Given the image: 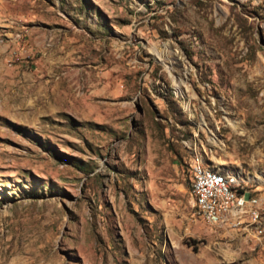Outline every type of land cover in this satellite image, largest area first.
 Here are the masks:
<instances>
[{"label": "rangeland", "instance_id": "374dc122", "mask_svg": "<svg viewBox=\"0 0 264 264\" xmlns=\"http://www.w3.org/2000/svg\"><path fill=\"white\" fill-rule=\"evenodd\" d=\"M0 264H264V0H0Z\"/></svg>", "mask_w": 264, "mask_h": 264}, {"label": "built area", "instance_id": "2783aa9c", "mask_svg": "<svg viewBox=\"0 0 264 264\" xmlns=\"http://www.w3.org/2000/svg\"><path fill=\"white\" fill-rule=\"evenodd\" d=\"M191 193L199 218L208 225L262 233L258 199L238 178L194 161L190 168Z\"/></svg>", "mask_w": 264, "mask_h": 264}, {"label": "bare ground", "instance_id": "6f19581e", "mask_svg": "<svg viewBox=\"0 0 264 264\" xmlns=\"http://www.w3.org/2000/svg\"><path fill=\"white\" fill-rule=\"evenodd\" d=\"M234 176H236V175H234ZM237 177V176H236ZM238 178V177H237Z\"/></svg>", "mask_w": 264, "mask_h": 264}]
</instances>
